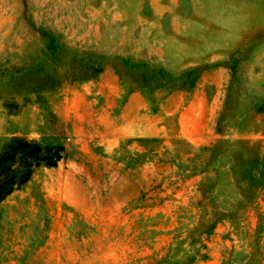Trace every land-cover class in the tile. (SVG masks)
<instances>
[{"label":"rangeland","instance_id":"obj_1","mask_svg":"<svg viewBox=\"0 0 264 264\" xmlns=\"http://www.w3.org/2000/svg\"><path fill=\"white\" fill-rule=\"evenodd\" d=\"M13 138L0 264H264V0H0Z\"/></svg>","mask_w":264,"mask_h":264},{"label":"trees","instance_id":"obj_2","mask_svg":"<svg viewBox=\"0 0 264 264\" xmlns=\"http://www.w3.org/2000/svg\"><path fill=\"white\" fill-rule=\"evenodd\" d=\"M63 151L60 144L43 145L25 138L6 141L0 150V202L16 185L28 180L34 166H55L62 158ZM260 176H264V172Z\"/></svg>","mask_w":264,"mask_h":264}]
</instances>
